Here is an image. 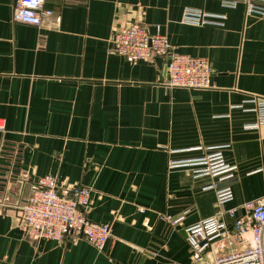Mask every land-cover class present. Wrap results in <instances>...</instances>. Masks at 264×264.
Here are the masks:
<instances>
[{"label": "crops", "instance_id": "crops-1", "mask_svg": "<svg viewBox=\"0 0 264 264\" xmlns=\"http://www.w3.org/2000/svg\"><path fill=\"white\" fill-rule=\"evenodd\" d=\"M16 3L0 0V264H191L185 227L231 222L229 209L264 196V125L248 126L259 120L248 100L264 98V15L222 0H46L61 20L36 26L14 18ZM187 7L225 14L224 25L184 23ZM137 21L206 57L213 86L170 87L166 57L131 64L113 52L114 35ZM217 145L237 166L231 179L169 167ZM47 174L92 189L88 217L112 227L103 251L24 234L30 185ZM214 184L233 200L218 205Z\"/></svg>", "mask_w": 264, "mask_h": 264}, {"label": "built area", "instance_id": "built-area-1", "mask_svg": "<svg viewBox=\"0 0 264 264\" xmlns=\"http://www.w3.org/2000/svg\"><path fill=\"white\" fill-rule=\"evenodd\" d=\"M223 6L236 8L243 4L247 14L264 15V0H222ZM14 18L18 21L42 26L53 18L58 24L59 14L46 6V0H17ZM225 14L187 7L182 21L193 25H224ZM56 25L49 22L48 27ZM113 52L123 56L129 63L151 61L155 56L166 57L168 77L166 84L180 88H210L212 70L203 56H193L177 52L163 33L161 26L155 30L141 21L121 28L111 42ZM254 104L250 110L259 114V120L248 126L264 125V98L251 97ZM243 107V104L240 105ZM3 124L0 123V129ZM228 145L200 146L205 155L170 160L171 169L188 168L194 177L211 175L218 181H226L235 176L237 166L226 161L224 149ZM217 203L223 206L233 200L230 185L222 188L216 184ZM92 189L89 186L60 182L55 175L47 174L32 181L30 195L22 207L20 228L32 240L63 241L67 236L85 238L99 251H103L112 235L108 223L91 220L87 211L91 202ZM7 192H0V205L7 200ZM144 211V208H140ZM243 214L237 207L228 210L231 222L213 216L184 228L186 239L192 249L191 264H264V196L249 200L242 205ZM172 225L182 221L184 216L161 215Z\"/></svg>", "mask_w": 264, "mask_h": 264}]
</instances>
